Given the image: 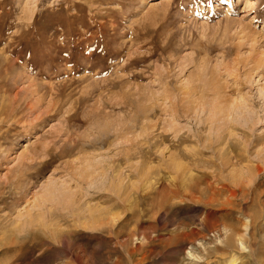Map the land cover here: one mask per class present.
Segmentation results:
<instances>
[{
	"label": "rangeland",
	"instance_id": "374dc122",
	"mask_svg": "<svg viewBox=\"0 0 264 264\" xmlns=\"http://www.w3.org/2000/svg\"><path fill=\"white\" fill-rule=\"evenodd\" d=\"M0 264H264V0H0Z\"/></svg>",
	"mask_w": 264,
	"mask_h": 264
},
{
	"label": "bare ground",
	"instance_id": "6f19581e",
	"mask_svg": "<svg viewBox=\"0 0 264 264\" xmlns=\"http://www.w3.org/2000/svg\"><path fill=\"white\" fill-rule=\"evenodd\" d=\"M35 89V88H34ZM37 89V88H36ZM76 141V140H75ZM260 149V148H259ZM257 150L256 151V155H257V157H259V156H261V153H262V151L261 150ZM260 161H262V159L260 160ZM238 163H241V161L240 162H238ZM234 166H236L237 164H233ZM248 164H243V165H241V167L239 168V173H238V175L240 176V178L241 177H243V175H245V173L246 174H249V176L251 175V178H253V179H255L256 178V175L258 174V175H260L263 171H262V169L258 166V165H256L255 167H250V166H247ZM233 172V171H232ZM237 174V173H236ZM242 174V175H241ZM252 174H255V175H252ZM238 176V177H239ZM239 180V179H238ZM236 182V181H235ZM238 182H240V181H238ZM238 182H236V184H237V186H235V187H238V186H240V185H238V184H240V183H238ZM247 182V181H246ZM249 182H250V178H249ZM249 184V183H248ZM235 185V183H233V186ZM247 186H249V185H247ZM234 187V188H235ZM242 187V186H241ZM245 187V186H244ZM250 187V186H249ZM249 187H247V188H249ZM245 189V188H244ZM240 190H238V189H236L235 188V190H231L230 191V197H232V198H236L237 196H238V192H239ZM243 191V190H242ZM245 191V190H244ZM246 192V191H245ZM243 195H244V193H243ZM242 197H244V196H242ZM246 197V196H245ZM80 201V200H79ZM76 204V203H75ZM74 205V204H73ZM77 205H78V203H77ZM80 206V205H79ZM78 206V207H79ZM73 209V208H72ZM80 209V208H79ZM252 222H256L255 221V217H253V216H250V218H249V223L251 224Z\"/></svg>",
	"mask_w": 264,
	"mask_h": 264
}]
</instances>
